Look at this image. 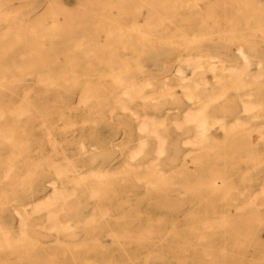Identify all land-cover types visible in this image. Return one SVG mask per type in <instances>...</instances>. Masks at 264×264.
I'll use <instances>...</instances> for the list:
<instances>
[{"label":"rangeland","instance_id":"rangeland-1","mask_svg":"<svg viewBox=\"0 0 264 264\" xmlns=\"http://www.w3.org/2000/svg\"><path fill=\"white\" fill-rule=\"evenodd\" d=\"M62 1L0 0V264H264V0Z\"/></svg>","mask_w":264,"mask_h":264},{"label":"bare ground","instance_id":"bare-ground-1","mask_svg":"<svg viewBox=\"0 0 264 264\" xmlns=\"http://www.w3.org/2000/svg\"><path fill=\"white\" fill-rule=\"evenodd\" d=\"M125 1H133V8L135 9V11L137 12V13H141L142 11H147L148 13L147 14H145L146 16L144 17V19H143V22H145V23H147V24H149V25H151V24H154L155 23V21H153L152 19H151V17H152V15L153 14H157L159 11H167V10H176V9H178L180 6H179V4H177L178 3V0H82V5H85V6H88V7H90L91 9H93V10H97V11H100V10H102L103 8H107V9H112V10H115L116 12H123V11H125V9H126V7H124L122 4L125 2ZM180 1V0H179ZM244 1H246V5L247 6H251L252 8H253V6H254V0H244ZM25 5L23 6V8H24V10H27V11H32V10H35L36 8H46L47 10H50V11H53V12H56V10H55V8H58V10H66V11H69V12H71V11H73L76 7H77V4L75 5V6H70L67 2H64V1H62V0H25ZM218 4H219V0H211V4H210V9H211V12L212 13H214V9L218 6ZM16 6L18 7V8H20V7H22V5H20V4H16ZM225 7H227V5H225V4H223V8H225ZM70 14V13H69ZM97 15L98 16H101V14L100 13H97ZM162 17H163V15H162ZM35 35V34H34ZM181 36V35H180ZM238 50V49H237ZM240 50V49H239ZM238 52H240V51H238ZM241 53V57L243 56V57H245L246 58V55L243 53V52H240ZM240 55V54H239ZM243 57H242V59H243ZM245 61H246V59H244V63H245ZM181 62V61H180ZM243 63V64H244ZM258 63V62H257ZM199 66V65H198ZM185 67H186V65H185ZM208 68V67H207ZM246 68H247V66H246ZM179 70H180V68H179ZM178 70V71H179ZM184 70H186V68L184 69ZM183 70V71H184ZM180 71H182V69L180 70ZM179 71V72H180ZM174 72V71H173ZM178 72V73H179ZM229 72V71H228ZM175 73H177L176 71H175ZM183 73V72H182ZM235 73H236V71H235ZM180 74V73H179ZM191 74V73H190ZM189 74V75H190ZM183 75V74H182ZM182 77V76H181ZM229 77V76H228ZM252 77V76H251ZM165 78V77H164ZM185 78H187L188 79V76H186ZM184 78V79H185ZM213 78V77H212ZM254 78V77H253ZM183 79V78H182ZM182 79H181V81H182ZM51 80V79H50ZM232 82V81H231ZM146 84V83H145ZM195 84V83H194ZM205 84V83H204ZM243 84H245V83H243ZM247 85H248V83H246ZM164 86V85H163ZM241 86H242V84H241ZM132 86L130 85V88H131ZM186 87V86H185ZM142 88V87H141ZM178 88H180L179 86H178ZM226 88V87H225ZM172 90V89H171ZM189 90V89H188ZM222 90V89H221ZM121 93L120 94H122L123 93V91H120ZM154 94V93H153ZM152 94V95H153ZM186 94V93H185ZM123 95V94H122ZM125 95V94H124ZM127 95V94H126ZM221 95V94H220ZM250 95V94H249ZM168 96H169V94H168ZM185 97V96H184ZM187 97V96H186ZM130 98H132V97H130ZM130 98H129V100H130ZM142 98V97H141ZM189 99V98H188ZM212 99V98H211ZM121 101V100H120ZM213 101V100H212ZM254 101V100H253ZM256 101V100H255ZM207 102V101H206ZM206 102H204L203 104H205L206 105ZM247 103V102H246ZM246 105V104H245ZM252 105V104H251ZM203 106V105H202ZM247 106H248V104H247ZM205 107V106H204ZM254 107V106H253ZM199 108H200V106H199ZM248 108V107H247ZM10 110V109H9ZM18 110V109H17ZM129 111V110H128ZM202 111H203V109H202ZM244 111H246V110H244ZM7 112H9V111H7ZM184 112V111H183ZM182 112V113H183ZM189 112H190V110H189ZM185 113V112H184ZM193 114V113H192ZM133 115V114H132ZM183 115V114H182ZM199 115H200V113H199ZM198 115V116H199ZM187 117V116H186ZM191 117V116H190ZM189 117V118H190ZM146 118V117H145ZM150 118V117H149ZM185 118V117H184ZM183 118V119H184ZM182 119V120H183ZM193 119V118H192ZM201 119V118H200ZM216 119V118H215ZM150 120V119H149ZM189 119H187L186 118V121L185 120H183L184 122H187ZM195 120H196V118H195ZM205 120V119H204ZM141 121V120H140ZM140 121H139V123H140ZM159 121V120H158ZM192 120H190V122H191ZM202 121V120H201ZM200 121V122H201ZM219 121V120H218ZM183 122V123H184ZM193 122V121H192ZM199 122V121H198ZM142 124H144L143 122H141ZM172 123H173V121H172ZM203 123H204V121H203ZM202 123V124H203ZM242 123V122H241ZM176 124V123H175ZM174 124V125H175ZM198 124V123H197ZM239 124V123H238ZM140 125V124H139ZM145 125V124H144ZM144 125H143V127H144ZM150 125V124H149ZM198 125H200V124H198ZM212 125H213V123H212ZM195 126V125H194ZM202 126L203 125H201V130H202ZM139 127V126H138ZM138 127H136V128H138ZM141 128H142V125L140 126ZM147 126L145 125V127H144V130H145V128H146ZM177 127V126H176ZM154 128V127H153ZM197 128V127H196ZM199 128V127H198ZM178 129V128H177ZM199 129V130H200ZM155 130V129H154ZM203 130H205L204 129V127H203ZM208 130V129H207ZM138 131H142V130H138ZM149 131H150V129H149ZM148 131V132H149ZM151 132V131H150ZM205 132V131H204ZM203 132V133H204ZM208 132V131H207ZM227 132V131H226ZM155 133V132H154ZM197 133V132H196ZM202 133V132H201ZM227 133H229V132H227ZM151 134H152V132H151ZM198 134V133H197ZM207 135V134H206ZM79 137V136H78ZM156 137V139H155V142H156V144H158L157 145V148H159L161 151H162V144L161 143H163V141L165 140V138L164 137H160V136H158V134L155 136ZM201 138V137H200ZM79 139V138H78ZM187 139V138H186ZM199 139V138H198ZM201 140V139H200ZM139 141V140H138ZM190 141V140H189ZM140 142H143L142 140L140 141ZM176 143H177V146H178V148H179V143H178V141H175ZM138 143V142H137ZM136 143V146H138L139 145V143L137 144ZM144 143H145V141H144ZM144 143H142V144H140L141 146L139 147L138 146V148H141L142 147V145L143 146H145V144ZM190 143V142H189ZM19 146V145H18ZM161 146V147H160ZM114 147H116V146H114ZM80 148V147H79ZM137 148V147H136ZM138 148H137V150H135V152H137L138 151ZM83 149V148H82ZM142 149V148H141ZM155 149V148H154ZM158 150V149H157ZM131 151V150H130ZM133 153H134V151H132ZM140 152V151H139ZM153 152H156V151H153ZM163 152V151H162ZM84 153V152H83ZM132 153V154H133ZM158 153V152H157ZM186 153H188V152H186ZM128 154V153H127ZM132 154H129V155H131L132 156ZM135 154V153H134ZM134 154H133V156H134ZM156 154V153H155ZM159 154V153H158ZM160 154H161V152H160ZM135 155H137V154H135ZM157 156V155H156ZM154 158H156V157H154ZM128 159H132V157L130 158V156H129V158ZM157 159V158H156ZM182 160H184V159H182ZM149 164V163H148ZM126 165V164H125ZM150 165H152V164H150ZM139 166V165H138ZM155 165H153V167H154ZM132 167V166H131ZM145 167V166H144ZM56 168V167H55ZM121 168H122V166H121ZM123 169V168H122ZM134 169V168H133ZM137 169H138V167H137ZM145 170H146V167H145ZM123 172V171H122ZM160 172V171H159ZM55 173V172H54ZM105 173V172H104ZM112 173V172H111ZM126 173V172H125ZM110 174V173H109ZM113 174V173H112ZM116 174V173H115ZM114 174V175H115ZM157 174V173H156ZM177 174V173H176ZM46 175V174H45ZM55 175V174H54ZM98 175H99V172H98ZM164 175V174H163ZM78 176H80V175H78ZM100 177H101V174H100ZM99 177V178H100ZM104 177V176H103ZM160 177V176H159ZM158 177V178H159ZM95 178H97L96 177V175H95ZM136 178H139L138 176H136L135 177V179ZM152 178V177H151ZM222 178V177H221ZM81 179V178H80ZM98 179V178H97ZM140 179V178H139ZM137 180V179H136ZM165 180V179H164ZM162 182V181H161ZM104 183V182H103ZM47 184V183H46ZM50 184V183H49ZM150 184L152 185V182H150ZM53 185V184H52ZM104 185H105V183H104ZM144 185H146V183H144ZM176 185V184H175ZM101 186H103V185H101ZM146 186H148V181H147V185ZM154 187H152V189H153ZM91 189V188H90ZM59 191V190H58ZM72 191V190H71ZM73 192V191H72ZM93 192V191H92ZM38 193V192H37ZM65 193V192H64ZM67 193V192H66ZM95 193H96V191H95ZM56 194V193H55ZM59 194V193H58ZM239 194V193H238ZM59 195H62L61 193L59 194ZM61 197V196H60ZM64 197H66V196H64ZM264 197V196H263ZM48 198V197H47ZM47 198H46V200H47ZM52 199H53V197H52ZM249 199V198H248ZM264 199V198H263ZM57 200H59V199H57ZM233 201H235V200H233ZM46 202V201H45ZM264 203V202H263ZM42 204V203H41ZM40 205V204H39ZM21 206V205H20ZM26 206V205H25ZM36 206L38 207V205H36V203H35V209H36ZM33 208H34V206H33ZM44 208V207H43ZM35 209H34V212H36L35 211ZM40 210V209H39ZM25 211V210H24ZM31 211V210H30ZM13 212H14V210H13ZM34 212H32V213H34ZM49 214L51 213V211L50 212H48ZM29 214H31V213H29ZM46 215V214H45ZM229 217V216H228ZM47 218V217H46ZM231 218V217H230ZM19 219V218H18ZM23 219V218H22ZM223 219V218H222ZM247 219V218H246ZM24 220V219H23ZM215 220V219H214ZM244 220H245V218H244ZM259 220H260V218H259ZM68 221V220H67ZM66 221V222H67ZM21 222V221H20ZM238 222V221H237ZM245 222V221H244ZM243 222V223H244ZM246 222H247V220H246ZM67 224V223H66ZM247 224V223H246ZM23 225V224H22ZM59 225H61V224H59ZM64 225V224H63ZM25 226V225H24ZM37 226V225H36ZM53 229H54V227L53 226H51ZM59 227V226H58ZM62 228H63V226H61ZM64 227L66 228L67 226H65L64 225ZM71 227V226H70ZM68 229H69V227H68ZM50 230V229H49ZM20 231H22L23 232V230H20ZM1 232V231H0ZM4 235H5V233H3ZM2 234V235H3ZM23 236H25L24 235V233L22 234ZM4 237V236H3ZM19 237H21V236H19ZM26 237V236H25ZM18 238V237H17ZM16 238V240L15 241H19L20 242V240H21V238H18L17 239ZM14 240V239H13ZM12 239H11V241H12V243H14V241H13ZM9 241L7 240V243H8ZM11 244V243H10ZM10 244H6V245H10ZM238 256V255H237Z\"/></svg>","mask_w":264,"mask_h":264}]
</instances>
